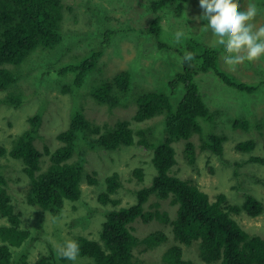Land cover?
<instances>
[{
    "label": "rangeland",
    "instance_id": "obj_1",
    "mask_svg": "<svg viewBox=\"0 0 264 264\" xmlns=\"http://www.w3.org/2000/svg\"><path fill=\"white\" fill-rule=\"evenodd\" d=\"M150 1L63 0L66 6L63 22L64 42L51 50L39 49L27 63L16 68L21 76L18 88L26 95L21 108L8 107L0 103V150L4 148L10 151L13 140L29 128V117L43 113L44 122L36 145L44 154L41 173L48 169L51 154H47L46 149L52 153L62 146L58 135L69 128L72 115L76 113L78 107H83L79 99L63 92L66 88L67 91H71L69 83L73 81L72 77L61 75L57 71L64 66L79 65V60L97 50L106 32L116 31L117 34L100 59V70L94 73V78L112 76L126 69L131 70L136 82L131 95L140 96L143 91L159 88L158 91H163L165 84L166 90L163 92L170 93L168 81L179 72L177 67L181 66L182 58L173 49L161 51L154 39L146 34L156 17V13L148 9ZM253 3L258 9V14L252 23L259 29L264 27V0H239L241 11ZM161 15L164 16L162 27L165 41L170 46L181 48L184 42L198 35L199 40L207 45L222 47L210 30L202 29L208 21L201 19L203 9L200 0H189L181 16L171 10ZM177 31L186 34L179 43L174 38ZM220 62L221 67L227 71L226 74L235 83H259L264 80V57L251 62L245 60L232 67L225 63L223 50L220 52ZM91 75L92 73L88 78ZM198 82L211 111L219 108L221 115L213 123L207 122L205 118L200 119L203 135L192 138L197 147L195 163H188L184 141H176L173 144L178 162L173 174L194 181L210 195L212 201H215L218 195L225 194L230 204L240 205L249 193H253L264 203V162L253 161V158L264 160V87L254 94H247L228 86L222 78L213 73L200 75ZM181 91L183 92L182 88L172 96L174 102L181 99ZM77 94L81 97V91ZM7 95V92H0V100ZM138 97L133 96L129 102L120 105L112 113L108 107L98 104L90 95L91 101L86 102L84 112L88 120L100 126L102 131H105L103 127L107 124L115 126L118 122L127 120L133 123L132 127L136 130L159 123L161 117L144 123L133 120L138 110V102L134 99ZM236 119L250 120L251 129L249 131L235 129L233 122ZM212 133L227 139L224 142L226 150L223 156L202 147V138H208ZM83 136L85 137V134ZM250 139L257 141V147L252 153H241L236 150L237 144ZM82 152L86 153L82 181L83 197L79 202L66 200L59 215L43 211L28 203L31 179L24 173L22 162L13 159L9 154L0 153V174L8 183V192L16 212L21 215L23 228L31 232V237L22 246L13 249L15 260L13 264H20L22 258L26 264H38L43 256L51 255L53 264H73L70 260L59 258L56 247L69 239L77 241L79 237L99 241L106 213L136 203V192L150 186L157 174L152 163L153 150L140 145L108 152L93 149L85 140H81L77 144L72 161L79 159ZM137 168L144 169L143 180H139L135 175ZM115 173L120 174L122 183L116 196L120 203L119 206L111 204L106 206L100 202L101 192L98 190L104 191L107 187V177ZM89 176L96 180L95 184L89 181ZM146 210H159L164 217L149 223L138 219L132 224L133 232L141 239L154 233H162L167 239L164 244L149 252L136 250L137 259L143 264H167L165 262L167 251L177 245L170 221L177 217L178 207L174 205L172 199L157 201L153 198ZM167 215L170 221H167ZM233 216L251 234H264V213L256 218L250 217L247 213ZM3 225H9V222L0 214V227ZM199 244V241H196L191 246L181 245L183 257L195 264H207L200 258ZM75 264L95 262L79 253Z\"/></svg>",
    "mask_w": 264,
    "mask_h": 264
},
{
    "label": "trees",
    "instance_id": "obj_2",
    "mask_svg": "<svg viewBox=\"0 0 264 264\" xmlns=\"http://www.w3.org/2000/svg\"><path fill=\"white\" fill-rule=\"evenodd\" d=\"M188 1L151 0L148 4V9L156 13V17L146 34L154 39L161 51L173 49L182 58L181 66L177 67L179 72L167 82L170 93L163 92L166 90L165 84L163 91H158L159 88L143 91L140 96L131 95L136 82L131 70L126 69L112 76L94 78V73L100 70V59L117 34L116 31L106 32L97 50L79 60V65L64 66L57 71L61 75L72 77L73 81L69 83L71 91L66 88L63 92L79 99L83 107H78L72 115L69 128L58 135L62 146L52 153L46 149V153L51 154L48 169L41 173L44 154L36 145L44 122L43 113L29 117V128L13 140L10 151L4 148L0 150L1 154H9L13 159L21 161L24 173L31 179L28 203L55 215L61 213L66 200L79 202L83 197L82 181L86 153L82 152L79 159L72 161L79 141L85 140L89 147L108 152L134 145L153 150L152 163L157 174L150 186L136 192V203L106 213L99 241L85 237L77 239L81 256L92 259L95 264H143L137 259L136 250L149 252L164 244L167 238L162 233H154L141 239L132 230V224L138 219L145 223L163 219L164 214L159 210H146L153 198L157 201L172 199L178 207L175 219L170 221L167 215V221L173 226L177 244L165 255L167 264H195L184 259L181 245L191 246L196 241L200 243V258L207 264H264V234H251L233 216L247 213L250 217H259L264 213V203L261 200L249 193L240 205L230 204L225 194L218 195L216 200L212 201L210 195L194 181L173 174V169L178 163L173 144L176 141H184L187 161L195 163L197 147L192 138L203 135L200 119L205 118L207 122L213 123L221 115L219 108L211 111L208 106L198 82L200 75L213 73L222 78L228 86L247 94H254L264 87V80L259 83H235L221 67L220 52L223 47L209 46L199 40L198 35L184 42L181 48L166 43L162 27L164 16L161 13L171 10L181 16ZM65 9L63 0H0V92L8 93L0 100L1 104L14 108L23 106L26 95L18 88L21 76L16 68L27 63L39 49L51 50L64 42ZM185 52L194 53L195 59L191 62L183 61ZM82 88L84 90H81ZM181 88V99L174 102L172 96ZM79 91L81 97H78ZM90 95L98 104L108 107L112 113L120 105L129 102L133 96H139L134 99L138 102V110L133 120L144 123L158 117L162 119L159 123L139 130L134 129L133 123L127 120L120 121L115 126L107 124L103 127L105 131H102L100 126L88 120L84 112L86 102L91 101ZM251 124L248 119H236L233 127L249 131ZM89 133L95 135L90 136ZM202 141L203 148L223 156L225 137L212 133L208 138H202ZM256 147L257 141L250 139L240 142L236 150L252 153ZM253 161L264 162L259 158H253ZM135 175L139 180H143L144 169L137 168ZM89 181L94 184L96 182L91 176ZM106 183L104 191L98 190L101 192L100 202L106 206H119L120 200L116 199V196L122 186L120 174L115 173L107 177ZM7 187V181L0 174V214L9 222V225L0 227V264H13V249L22 246L31 237V232L22 226L21 215L16 212ZM52 260L53 255L43 256L38 264H53ZM20 264H26L23 258Z\"/></svg>",
    "mask_w": 264,
    "mask_h": 264
},
{
    "label": "clouds",
    "instance_id": "obj_3",
    "mask_svg": "<svg viewBox=\"0 0 264 264\" xmlns=\"http://www.w3.org/2000/svg\"><path fill=\"white\" fill-rule=\"evenodd\" d=\"M200 6L203 9L201 19L208 21L202 29L210 30L217 38L227 65L234 67L245 60L251 62L264 57V27L256 29L252 23L258 14L254 3L244 11L240 10L239 0H200ZM185 35L183 31H177L175 41L179 43ZM194 59V53H184L183 61ZM56 252L59 258L75 264L80 253L79 243L69 239L58 245Z\"/></svg>",
    "mask_w": 264,
    "mask_h": 264
},
{
    "label": "bare ground",
    "instance_id": "obj_4",
    "mask_svg": "<svg viewBox=\"0 0 264 264\" xmlns=\"http://www.w3.org/2000/svg\"><path fill=\"white\" fill-rule=\"evenodd\" d=\"M43 72V71H42ZM226 141H227V139H226ZM229 143V142H228ZM238 145V144H237ZM227 147H228V145H227ZM224 148H226V147H224ZM224 150H226V149H224Z\"/></svg>",
    "mask_w": 264,
    "mask_h": 264
}]
</instances>
